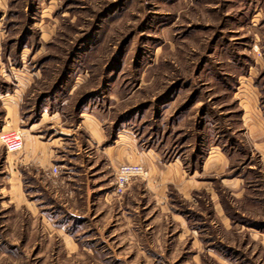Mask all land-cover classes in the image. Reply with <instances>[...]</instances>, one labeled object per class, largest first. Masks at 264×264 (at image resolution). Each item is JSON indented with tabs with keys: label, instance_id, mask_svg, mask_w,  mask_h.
<instances>
[{
	"label": "rangeland",
	"instance_id": "1",
	"mask_svg": "<svg viewBox=\"0 0 264 264\" xmlns=\"http://www.w3.org/2000/svg\"><path fill=\"white\" fill-rule=\"evenodd\" d=\"M10 130L0 264H264V0H0Z\"/></svg>",
	"mask_w": 264,
	"mask_h": 264
},
{
	"label": "built area",
	"instance_id": "2",
	"mask_svg": "<svg viewBox=\"0 0 264 264\" xmlns=\"http://www.w3.org/2000/svg\"><path fill=\"white\" fill-rule=\"evenodd\" d=\"M0 145L7 154H15L23 149V135L18 130H10L0 134ZM147 170L137 164L122 165L115 172V182L118 192L126 188L129 181L136 177H147Z\"/></svg>",
	"mask_w": 264,
	"mask_h": 264
},
{
	"label": "crops",
	"instance_id": "3",
	"mask_svg": "<svg viewBox=\"0 0 264 264\" xmlns=\"http://www.w3.org/2000/svg\"><path fill=\"white\" fill-rule=\"evenodd\" d=\"M23 146H24V144H23ZM8 155H10V154H8Z\"/></svg>",
	"mask_w": 264,
	"mask_h": 264
}]
</instances>
